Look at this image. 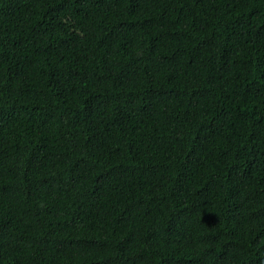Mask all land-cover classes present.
Instances as JSON below:
<instances>
[{
    "label": "trees",
    "instance_id": "16d2710c",
    "mask_svg": "<svg viewBox=\"0 0 264 264\" xmlns=\"http://www.w3.org/2000/svg\"><path fill=\"white\" fill-rule=\"evenodd\" d=\"M0 264H264V0H0Z\"/></svg>",
    "mask_w": 264,
    "mask_h": 264
}]
</instances>
